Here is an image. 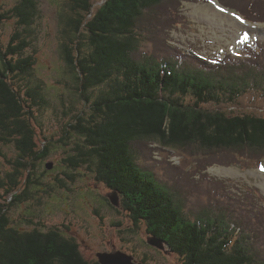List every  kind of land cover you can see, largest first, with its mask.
<instances>
[{
  "label": "trees",
  "instance_id": "trees-1",
  "mask_svg": "<svg viewBox=\"0 0 264 264\" xmlns=\"http://www.w3.org/2000/svg\"><path fill=\"white\" fill-rule=\"evenodd\" d=\"M169 1L106 0L99 8L92 0H70L69 11L63 10L60 58L76 91L91 104L90 113L77 115V127L71 126L84 146L72 148L64 166L96 173L119 196L135 227L144 223L183 264H264L263 224L256 206L247 208L245 201L248 196L256 202L257 191L240 197L228 189L218 192L223 185L204 174L209 203L191 206L189 213L177 188L145 166L151 146L190 154L202 173L209 158L222 152L241 167L254 159L251 151L264 153V115L234 108L247 97L254 104L264 101V43L246 46L239 58L229 52L222 59L172 48L162 37L181 23L178 14L155 16ZM14 2L6 15L0 12V28L15 24L7 47L0 44V142L17 152L12 172L0 180V264H100L86 260L79 244L59 230H23L10 217L13 207L38 200L33 192L43 184L35 172L50 155L49 141L36 131L37 112L49 105L42 86L31 81L37 65L31 31L41 18L40 2ZM240 15L264 24V16L256 21ZM147 45L153 49L144 51ZM246 151L250 156L242 157ZM74 174L63 176L76 182Z\"/></svg>",
  "mask_w": 264,
  "mask_h": 264
},
{
  "label": "rangeland",
  "instance_id": "rangeland-1",
  "mask_svg": "<svg viewBox=\"0 0 264 264\" xmlns=\"http://www.w3.org/2000/svg\"><path fill=\"white\" fill-rule=\"evenodd\" d=\"M105 1L92 0L99 8ZM39 2L41 18L31 31V43L36 50L37 59L31 81L33 86H42L44 98L49 105L37 112L36 131L49 141L50 155L47 160L38 163L35 172V178L43 184L42 188L33 192V198L38 200H30L22 206L13 207L11 219L23 230H59L66 238L79 244L83 256L88 261L98 260L99 254L123 252L132 254L137 263L146 260L148 264H183L179 256L167 248L162 251L149 244L151 236L146 225L142 223L135 227L131 214L124 211L121 203L119 208L111 204L110 196L114 194L107 186L97 181L96 173L87 168L75 171L65 168L63 161L70 155L69 151L77 146H84L83 138L76 134L71 126L77 127L74 120L77 115L90 113L91 104L86 103L76 91L77 85L71 81V74L67 73L60 58V17L63 10L69 11L70 0ZM221 2L229 7L226 11H220L221 8L225 9ZM15 5L14 0H0V12L6 15ZM174 11L181 23L177 25L174 21L177 27L165 30L162 37L172 48L186 52L190 49L196 50L205 58L222 59L229 52L239 58L244 55L241 50L246 46L254 42L264 43V24H246L241 19H236V16L240 17V12L254 16L256 21L264 16V2L260 0H205L198 4L171 0L155 11V16L167 18L168 15V18H171L170 14ZM1 26L0 44L5 49L14 34L15 24L14 21L3 22ZM151 49L153 47L147 45L144 51ZM249 98L243 99L238 107L234 108H238L242 113L255 111L264 115V101L259 100L254 104V100ZM210 108H213L212 105ZM151 147L152 152L145 155L148 157L144 161L145 166L151 167L150 173L156 172L160 180L173 184L169 186L171 189L174 186L177 188V196H180L177 199L185 204L189 213L191 206L193 208L197 205H208L205 190L210 182L205 181L203 175L206 174L209 179L217 181V185H223L218 188V192L226 189V192L229 190L232 195L240 197L246 190L257 191L256 202H251L248 196L245 201L247 208L251 204L256 206L257 219L264 229V171H261L264 153L251 151L254 159L243 161L245 166L241 167L229 164L234 162V159L230 157L229 152H222L216 158H209V167L202 173L201 169H198L200 165L194 157L189 156L190 154L161 150L158 146ZM247 152H242L241 156L246 157ZM16 158L15 148L0 142V180H5L7 173L12 172L10 164ZM49 166L53 169L49 170ZM64 172L71 175L75 173L76 182L67 180L63 176ZM249 219L248 217V222ZM26 220L34 223V226L30 228Z\"/></svg>",
  "mask_w": 264,
  "mask_h": 264
},
{
  "label": "water",
  "instance_id": "water-1",
  "mask_svg": "<svg viewBox=\"0 0 264 264\" xmlns=\"http://www.w3.org/2000/svg\"><path fill=\"white\" fill-rule=\"evenodd\" d=\"M51 166L48 167L49 170L53 169V167ZM110 202L114 207L116 208L120 207V200L117 194L110 196ZM149 244L162 251L166 250V247L164 246L162 241L159 240L158 238H154L152 236L149 237ZM98 259L100 264H143V263H137L133 256H130L123 252H119L117 254H109V253L99 254Z\"/></svg>",
  "mask_w": 264,
  "mask_h": 264
},
{
  "label": "snow or ice",
  "instance_id": "snow-or-ice-1",
  "mask_svg": "<svg viewBox=\"0 0 264 264\" xmlns=\"http://www.w3.org/2000/svg\"><path fill=\"white\" fill-rule=\"evenodd\" d=\"M210 2H212V0H210ZM220 11H226V9L221 8ZM233 15L235 16V13H233ZM236 19H241L239 16H236ZM261 171H264V165H261Z\"/></svg>",
  "mask_w": 264,
  "mask_h": 264
},
{
  "label": "bare ground",
  "instance_id": "bare-ground-1",
  "mask_svg": "<svg viewBox=\"0 0 264 264\" xmlns=\"http://www.w3.org/2000/svg\"><path fill=\"white\" fill-rule=\"evenodd\" d=\"M201 56V55H200ZM201 57H203V56H201ZM205 58V57H204ZM207 58H212V57H207Z\"/></svg>",
  "mask_w": 264,
  "mask_h": 264
},
{
  "label": "flooded vegetation",
  "instance_id": "flooded-vegetation-1",
  "mask_svg": "<svg viewBox=\"0 0 264 264\" xmlns=\"http://www.w3.org/2000/svg\"><path fill=\"white\" fill-rule=\"evenodd\" d=\"M133 219V218H132Z\"/></svg>",
  "mask_w": 264,
  "mask_h": 264
}]
</instances>
